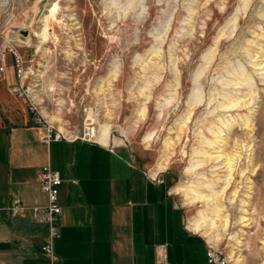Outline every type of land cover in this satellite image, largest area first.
Wrapping results in <instances>:
<instances>
[{
  "label": "rangeland",
  "instance_id": "rangeland-1",
  "mask_svg": "<svg viewBox=\"0 0 264 264\" xmlns=\"http://www.w3.org/2000/svg\"><path fill=\"white\" fill-rule=\"evenodd\" d=\"M10 44L47 124L106 126L186 226L204 215L230 264H264V0H0L6 64Z\"/></svg>",
  "mask_w": 264,
  "mask_h": 264
},
{
  "label": "crops",
  "instance_id": "crops-1",
  "mask_svg": "<svg viewBox=\"0 0 264 264\" xmlns=\"http://www.w3.org/2000/svg\"><path fill=\"white\" fill-rule=\"evenodd\" d=\"M16 84L7 64L0 73V262L44 264L46 227L10 220L4 209L11 198L44 204L38 177L49 166L62 180L54 264H209L213 247L184 224L162 180L135 164L120 143L80 137L43 143L45 127L12 93Z\"/></svg>",
  "mask_w": 264,
  "mask_h": 264
},
{
  "label": "built area",
  "instance_id": "built-area-1",
  "mask_svg": "<svg viewBox=\"0 0 264 264\" xmlns=\"http://www.w3.org/2000/svg\"><path fill=\"white\" fill-rule=\"evenodd\" d=\"M9 54L11 63L15 72L17 84L11 89L12 93L26 104L28 112L33 114L34 121L45 127V133L41 136V141L49 144L53 140L65 139L66 136L47 124L41 115L37 104L34 102V93L27 79L31 73V64L22 56L14 44H10L5 54ZM5 55H0V73L6 68ZM38 181L40 188L45 196V202L42 205H26L16 198H11L7 207L4 209L5 216L10 220L26 219L35 224L46 227L47 236L41 251L45 257L44 264H54L55 256L53 254V243L59 237L57 226L58 218L61 214V208L58 204L59 188L62 180L57 171L49 166H44L39 171ZM209 264H229L224 254L215 248H209L206 253ZM0 264H7L0 262Z\"/></svg>",
  "mask_w": 264,
  "mask_h": 264
},
{
  "label": "bare ground",
  "instance_id": "bare-ground-1",
  "mask_svg": "<svg viewBox=\"0 0 264 264\" xmlns=\"http://www.w3.org/2000/svg\"><path fill=\"white\" fill-rule=\"evenodd\" d=\"M55 5H57V4H55ZM52 10L55 11V7ZM92 136L94 137V139L97 142H99L101 144H104V145L109 144L110 139H109V135H108V129L106 126H101L100 129L96 133L93 131ZM153 175H155V174H153ZM211 209H212V212H215V213L219 212V206H214ZM206 219H207L206 216L201 215L200 219H198L196 222H194L192 225H190V230L194 231L195 233H199L205 227H209L210 229H214V227H215L214 221L211 220L210 223L208 224Z\"/></svg>",
  "mask_w": 264,
  "mask_h": 264
}]
</instances>
